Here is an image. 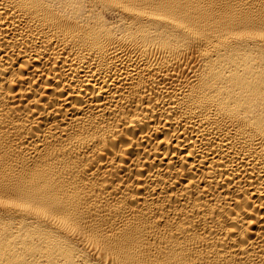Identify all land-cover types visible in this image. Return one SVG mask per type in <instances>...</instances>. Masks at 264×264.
<instances>
[{
  "label": "bare ground",
  "instance_id": "obj_1",
  "mask_svg": "<svg viewBox=\"0 0 264 264\" xmlns=\"http://www.w3.org/2000/svg\"><path fill=\"white\" fill-rule=\"evenodd\" d=\"M0 264H264V0H0Z\"/></svg>",
  "mask_w": 264,
  "mask_h": 264
}]
</instances>
